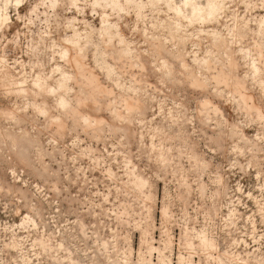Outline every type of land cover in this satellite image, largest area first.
<instances>
[{
	"label": "rangeland",
	"instance_id": "rangeland-1",
	"mask_svg": "<svg viewBox=\"0 0 264 264\" xmlns=\"http://www.w3.org/2000/svg\"><path fill=\"white\" fill-rule=\"evenodd\" d=\"M149 3L0 0V264H264V0Z\"/></svg>",
	"mask_w": 264,
	"mask_h": 264
},
{
	"label": "bare ground",
	"instance_id": "bare-ground-1",
	"mask_svg": "<svg viewBox=\"0 0 264 264\" xmlns=\"http://www.w3.org/2000/svg\"><path fill=\"white\" fill-rule=\"evenodd\" d=\"M162 0H150L149 4H158ZM168 9L174 14L177 20H184L189 26H207L214 22H217L223 15L226 2H233L236 0H182L181 4L178 5L176 0H165ZM8 2V1H7ZM79 0H70L71 5H77ZM124 0H93L92 6L102 7L104 10L110 8L113 14L120 16V12L129 9V4L122 6ZM147 4V5H149ZM179 25L178 21H175V25ZM203 31V30H202ZM249 56V55H248ZM60 71V68H57ZM66 84V77L62 74V78L59 84ZM27 81L16 83V86H25ZM43 85V80L40 75L34 81V86L40 88ZM68 90V88L66 89ZM62 100V98H61Z\"/></svg>",
	"mask_w": 264,
	"mask_h": 264
}]
</instances>
